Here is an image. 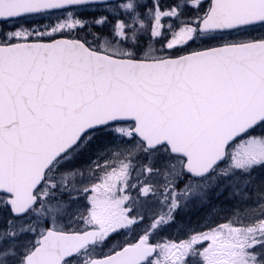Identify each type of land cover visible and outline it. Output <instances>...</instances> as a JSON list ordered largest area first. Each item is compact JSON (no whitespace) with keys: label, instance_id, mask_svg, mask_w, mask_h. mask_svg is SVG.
Segmentation results:
<instances>
[{"label":"snow or ice","instance_id":"obj_1","mask_svg":"<svg viewBox=\"0 0 264 264\" xmlns=\"http://www.w3.org/2000/svg\"><path fill=\"white\" fill-rule=\"evenodd\" d=\"M0 264H264V0H0Z\"/></svg>","mask_w":264,"mask_h":264}]
</instances>
